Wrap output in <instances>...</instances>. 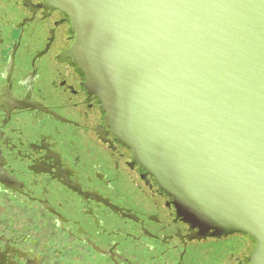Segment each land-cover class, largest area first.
<instances>
[{
	"label": "water",
	"instance_id": "1",
	"mask_svg": "<svg viewBox=\"0 0 264 264\" xmlns=\"http://www.w3.org/2000/svg\"><path fill=\"white\" fill-rule=\"evenodd\" d=\"M107 124L197 238L236 232L264 264V0H46Z\"/></svg>",
	"mask_w": 264,
	"mask_h": 264
},
{
	"label": "flooded vegetation",
	"instance_id": "2",
	"mask_svg": "<svg viewBox=\"0 0 264 264\" xmlns=\"http://www.w3.org/2000/svg\"><path fill=\"white\" fill-rule=\"evenodd\" d=\"M73 42L46 0H0V264H247L251 236L197 238L112 131Z\"/></svg>",
	"mask_w": 264,
	"mask_h": 264
},
{
	"label": "snow or ice",
	"instance_id": "3",
	"mask_svg": "<svg viewBox=\"0 0 264 264\" xmlns=\"http://www.w3.org/2000/svg\"><path fill=\"white\" fill-rule=\"evenodd\" d=\"M8 177L6 174H0V182H7L8 181Z\"/></svg>",
	"mask_w": 264,
	"mask_h": 264
},
{
	"label": "rangeland",
	"instance_id": "4",
	"mask_svg": "<svg viewBox=\"0 0 264 264\" xmlns=\"http://www.w3.org/2000/svg\"><path fill=\"white\" fill-rule=\"evenodd\" d=\"M230 243H234V240L232 239V240L230 241Z\"/></svg>",
	"mask_w": 264,
	"mask_h": 264
}]
</instances>
